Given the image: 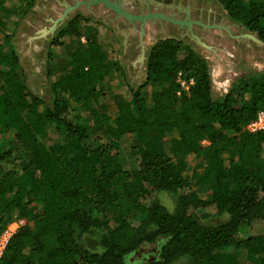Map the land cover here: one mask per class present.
I'll return each mask as SVG.
<instances>
[{"label": "trees", "instance_id": "trees-1", "mask_svg": "<svg viewBox=\"0 0 264 264\" xmlns=\"http://www.w3.org/2000/svg\"><path fill=\"white\" fill-rule=\"evenodd\" d=\"M8 1L0 0V12ZM211 1L264 42V0ZM81 20L61 31L77 40L61 73L48 71L50 105L28 90L0 19V165L25 151L19 172L0 171V234L15 217L27 220L1 264H124L139 245L160 237V259L151 264H228L232 247L246 250L250 264H264V235L238 238L264 221V130H245L264 111V75L242 77L215 99L208 61L180 40H159L144 83L127 85L115 115L98 112L95 102L116 87L120 71L101 36L115 38L103 25L82 31ZM180 72L194 84L178 95ZM90 119L102 123L107 141L93 138ZM161 128L177 136L163 139ZM130 139L136 142L122 145ZM201 158L197 183L206 198L190 189V165ZM152 192L176 194L174 208ZM112 213L117 223L106 230ZM210 214L226 220L203 222ZM96 233L99 248H90L84 240Z\"/></svg>", "mask_w": 264, "mask_h": 264}, {"label": "rangeland", "instance_id": "rangeland-1", "mask_svg": "<svg viewBox=\"0 0 264 264\" xmlns=\"http://www.w3.org/2000/svg\"><path fill=\"white\" fill-rule=\"evenodd\" d=\"M77 1L86 0H58V3L57 0H9L6 3L4 9L0 12V19L5 23L4 35H11V43L14 47L19 65L22 68V73L28 90L31 93L41 97L51 105L53 101V93L50 87L48 71H52L58 74L61 73L66 63L70 60V52L72 46L76 43L77 40H68L61 38V31L68 25L70 21H72L76 17L83 19L81 20V23L83 25L82 31L92 30L97 26L100 27V25H103L104 28L111 30L113 38H115L116 40H110L106 38V36H101V43L105 47L110 57L117 60L116 63L118 68L120 69L117 75V85L115 88L108 90L102 98L96 101L94 107L98 112L115 115L117 113L119 103L125 101L128 98L127 85L137 87L140 84L144 83V81L146 80L145 74L141 76L139 74H136V76H134L133 74V64L136 60V56L134 55H137L139 54V52H143L144 50H146V53H144L141 62L142 68H144L143 70L145 73V70L147 71L146 67L149 53L154 44L159 40L175 38L147 37V34L143 29V22L129 21L124 17L118 18L116 12L109 9L102 3L91 5L90 7L86 5L79 6L76 9V13L68 20V22L65 23L61 28H59L54 34H52V36H43L41 33L40 35L38 34V32L42 31L43 23L47 18L51 17L53 21L54 19H56L57 15H59L60 12L58 11V7L59 9L64 10L65 8H68L70 6H74ZM112 1L118 2L122 8L133 15L160 13V11L158 10L141 11L138 8L134 9L132 8L131 4L128 3L129 0ZM197 1L203 2L204 5L212 4L213 7L218 8L229 18L223 6L217 1ZM208 19L210 21L214 20L211 18ZM209 33L210 30H206L205 32H202L200 30L199 32V34H203L205 38L207 37V35H209ZM241 37L242 36H240L239 34H236L235 36H225L224 39L227 40L229 45H224L227 46L228 49V46L231 45L232 48H234L233 45L237 44L234 42H244ZM149 38L150 44L147 45L146 40ZM0 39H2V37ZM30 39H32V41ZM192 39H194L195 42L200 45L199 47L201 49V52L199 53L208 61L211 72L212 95L215 99L224 96L232 88L233 84L236 81H229L230 79H232V77L238 80L242 77L248 76L251 73H260L264 75V53H262V51L256 50L254 48L247 50V66L244 68V74L233 76V73H239V69H237L236 71L234 70L235 67L233 63L235 62V60H233L229 55L227 56L228 51H226V55L216 57L215 54L218 53L220 45L215 44L214 42L209 40V38H206L208 39V41H201L197 37L192 36ZM82 40L85 41V38L82 37ZM183 44L188 45L184 42ZM260 45L264 47V42L260 43ZM147 91V96H149L150 90ZM88 126L93 138L96 141L108 140L107 135L104 131V127L100 121L90 119L88 121ZM158 132L163 139L177 136L176 131L169 128H161L158 130ZM9 136L12 137V134L9 133ZM135 142V140L130 139L124 141L122 145H130L134 144ZM204 144H206V142H204ZM24 158L25 151L23 150V148H19L10 160L0 165V171L14 169L19 172L21 170ZM120 164L125 168L129 167L127 156H123L120 158ZM204 168L205 160L202 158L195 164L190 165V169L193 171L195 176L190 189L197 192L201 197L206 198L208 196L206 190L199 187L197 183V179L204 173ZM151 196L156 197L158 200L163 202L170 210H172L175 206L176 194L174 193L152 192ZM143 216L144 215H136V218H143ZM201 219L203 222L208 224H218L224 222L226 220V217L210 214L209 216L205 217L201 216ZM108 221L109 224L106 230H110L115 227L117 223V216L114 213L110 214ZM263 235L264 221H255L244 227V229L238 235V238L246 239L249 237H258ZM99 240L100 234L96 233L88 235L85 238L84 242L86 245H88V247L97 249L99 248ZM164 242L165 238L160 237L153 243H145L139 245L133 252L125 257L124 264H151L152 262L159 260L161 255V248ZM225 254L227 255L228 264H250L247 259V252L244 249L238 250L232 247L225 250ZM174 264H186V262H184L183 260H179Z\"/></svg>", "mask_w": 264, "mask_h": 264}, {"label": "bare ground", "instance_id": "bare-ground-1", "mask_svg": "<svg viewBox=\"0 0 264 264\" xmlns=\"http://www.w3.org/2000/svg\"><path fill=\"white\" fill-rule=\"evenodd\" d=\"M128 3L131 4L132 8H138L141 11L158 10L160 11V14H163L166 17L165 19H150L144 23L143 29L147 34V37H173L188 44L196 51L201 52V49L199 47L200 45H198L195 40L192 39V36L194 34H199L200 30L202 32L210 30V36L207 35L206 38H209V40L218 45L228 44L227 40L225 41L222 38V32L226 30L230 32L235 31L239 33V35H241L243 39L247 41V43H249L251 48L262 51V53H264V47L260 45L262 41L256 33L244 30L243 28H241L240 24L234 23L218 8L213 7L212 4L204 5L203 2H198L197 0H129ZM66 9L67 8L63 10L59 9L58 7V11L60 12L59 15H57L56 19H54L53 21L51 17L47 18L43 23L42 31L38 32V34L40 35L41 33L43 36H52V34H54L65 23H67L68 20L76 13V10L66 12ZM208 18L214 20L210 21ZM208 20L212 23H210ZM182 21L192 22L191 28H187L185 27L186 25H182L179 23ZM198 22L200 24H198ZM201 23L209 25L210 27H204L203 25H201ZM150 38L146 40L147 45L150 44ZM206 38L203 34H201V39L203 41H208V39ZM30 40L32 41V39ZM144 53H146V50H144L143 52H139L138 54L137 58L140 64L136 63L134 65V69L132 70L134 76H136V74H140L142 71L141 62Z\"/></svg>", "mask_w": 264, "mask_h": 264}, {"label": "built area", "instance_id": "built-area-1", "mask_svg": "<svg viewBox=\"0 0 264 264\" xmlns=\"http://www.w3.org/2000/svg\"><path fill=\"white\" fill-rule=\"evenodd\" d=\"M177 81L180 84V90L177 92L178 95L182 93H188L190 87L194 84V79H185L182 73H178ZM245 130L249 133H256L264 130V111H259L256 116L248 122L245 126ZM27 220L24 218H14L7 227L0 234V264L7 246L13 237V235L24 225H26Z\"/></svg>", "mask_w": 264, "mask_h": 264}, {"label": "crops", "instance_id": "crops-1", "mask_svg": "<svg viewBox=\"0 0 264 264\" xmlns=\"http://www.w3.org/2000/svg\"><path fill=\"white\" fill-rule=\"evenodd\" d=\"M237 24H240V23H237ZM240 25H241V28H243L244 30L248 31L242 24H240ZM248 32H250V31H248ZM236 34H239V33L235 32V31L234 32H230V31H227L226 30V31L222 32V38L224 39V37L225 36H228V35L229 36H235ZM241 38L243 39V37H241ZM224 40H226V39H224ZM231 41H233V40H231ZM234 43H237V44H234L233 45L234 48H232V45H231V46H228L229 49L225 45H220L219 46L220 48L218 50V53L215 54V55H216V57L217 56L221 57V56L226 55V51H228L227 52L228 53L227 56L229 55L233 60H235V62L233 63V65L235 67L234 70L236 71L237 69H239V73L236 72V73H233L232 75L233 76H239V75L244 74V72H245L244 71V68L247 66V64H246L247 63V53H248L247 50H250L251 47L249 46V43H247L246 40H244V42L242 41V42H234ZM226 45H229V44H226ZM134 56H136L135 57L136 60H135L134 64L132 62L133 67H134V65L136 63L140 64V62L138 61V58H137L138 57V54L137 55H134ZM141 69H142V71H141V73L139 75L141 76V75L145 74L146 77H147V71L145 70V73H144V70H143L144 68H142V66H141ZM146 69H147V67H146ZM209 70H210V68H209ZM210 77H211V72H210ZM234 80H237V79H235V78L232 77V79H230L229 81H234ZM211 89H212V85H211Z\"/></svg>", "mask_w": 264, "mask_h": 264}, {"label": "water", "instance_id": "water-1", "mask_svg": "<svg viewBox=\"0 0 264 264\" xmlns=\"http://www.w3.org/2000/svg\"><path fill=\"white\" fill-rule=\"evenodd\" d=\"M99 3L104 4L106 7L113 10L114 12H116V15L118 18L124 17L129 21H141L144 24L146 22V20H148V19H155V18H164L165 19L166 18L163 14H160V13H148L146 15H133V14L127 12L124 8H122L118 2L112 1V0L77 1L74 6L68 7L66 9V12L74 11L81 5H86V6L90 7L91 5H96ZM179 23L182 25H186L188 28H191V25H192V22H183L182 21ZM198 24H200V23L198 22ZM201 25H203L204 27H210L209 25L202 24V23H201ZM193 36L197 37L199 40L202 41L201 34H194Z\"/></svg>", "mask_w": 264, "mask_h": 264}]
</instances>
